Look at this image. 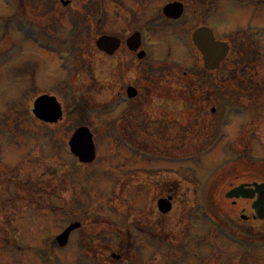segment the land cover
<instances>
[{
    "label": "rangeland",
    "instance_id": "1",
    "mask_svg": "<svg viewBox=\"0 0 264 264\" xmlns=\"http://www.w3.org/2000/svg\"><path fill=\"white\" fill-rule=\"evenodd\" d=\"M94 1L0 0V264L99 263L118 243L125 264H264V220L244 223V203L224 200L264 184V0L182 1V22L163 30L150 20L171 0ZM199 25L232 44L214 72L190 43ZM143 28L151 45L143 39L139 62L124 41ZM258 28L260 44L240 41ZM100 36L120 40L118 52H99ZM44 93L62 106L52 125L31 113ZM81 126L93 135L89 165L68 149Z\"/></svg>",
    "mask_w": 264,
    "mask_h": 264
},
{
    "label": "water",
    "instance_id": "2",
    "mask_svg": "<svg viewBox=\"0 0 264 264\" xmlns=\"http://www.w3.org/2000/svg\"><path fill=\"white\" fill-rule=\"evenodd\" d=\"M66 3H64L65 5ZM164 14L167 18L177 19L181 16L182 7L180 5H169L164 8ZM192 42L202 55L203 65L208 71L215 70L219 67L220 63L225 59L228 52L226 44L215 42L212 33L206 29L201 28L197 30L192 36ZM119 41L112 37H100L95 45L98 50L113 55L119 47ZM127 47L131 51H136L139 45L138 36L135 34L126 42ZM142 57V55L138 56ZM128 97L135 96L133 89H128ZM34 116L45 123H56L61 119L62 113L60 105L52 97L42 96L38 98L33 105ZM69 147L71 153L79 159L81 163H91L95 158V150L92 141V136L86 128H79L72 136ZM255 191L246 189L241 186L232 190L226 197L229 199H252L254 193L259 195V200L255 203L254 208L257 211L259 219H264V185H253ZM158 210L162 214L170 211V205L159 201ZM79 227L78 224H73L67 228L62 235L57 238L60 247L66 245L69 234Z\"/></svg>",
    "mask_w": 264,
    "mask_h": 264
},
{
    "label": "flooded vegetation",
    "instance_id": "3",
    "mask_svg": "<svg viewBox=\"0 0 264 264\" xmlns=\"http://www.w3.org/2000/svg\"><path fill=\"white\" fill-rule=\"evenodd\" d=\"M181 1V2H180ZM182 1H186V0H171L169 3H174V2H178V3H182L183 5H184V8H185V6H186V4L184 3V2H182ZM197 4V3H196ZM249 6L251 5V4H248ZM161 13V12H160ZM100 15H101V13H99ZM136 17V16H135ZM155 16H153V17H151V18H154ZM151 22L152 21H154L155 23H157V22H162V24H163V18H162V16L161 15H158V16H156V18H154V19H152V20H150ZM166 22V21H165ZM134 24H135V26H136V19H135V21H134ZM149 25V23L148 24H143V25H141V26H145V27H147ZM161 29L163 30V26H161ZM136 31V30H135ZM245 33H249V32H245ZM252 34H247V36H246V42H244V39L242 40V39H240V41H242L244 44L246 43L247 45H249V44H254V45H256L257 43H259L260 44V40H259V35H258V33H259V30H256L254 33L253 32H251ZM162 35H163V32H162ZM243 36H244V34H242V38H243ZM228 44H229V47H230V50H231V47H232V44H231V42H228ZM258 44V45H259ZM140 49H141V47H140ZM249 51V50H248ZM143 60H146V58L145 59H143ZM140 89H142V88H140ZM155 92H157L158 93V90H154ZM151 94V92L149 93V95ZM161 94H163V93H161ZM234 187H237V186H233V187H231L230 189H232V188H234ZM229 189V190H230ZM163 199H168L170 202H171V204L173 205V203H174V199H173V197H172V195H167V196H165V198L163 197ZM253 201V200H252ZM252 201H242V200H237V201H230V205L231 206H233V207H236L239 203H244V207L242 208V210H241V212H243V213H246V216H242L241 217V220L244 222V223H248V222H259V221H257L256 219H255V216H254V212H252ZM241 239H243L242 237H240ZM90 242H92L93 243V241H90ZM100 244H97V246H99ZM97 246H95L93 249L94 250H96L97 248ZM129 247V246H128ZM116 249H117V253L116 252H114L113 254H111L110 253V256H109V259L108 260H101L100 259V261L102 262H100L99 261V263L97 262V261H95L93 258H89V257H86L85 258V262H84V264H93L94 263V261L95 262H97V263H94V264H104V263H111V261L112 260H115V262H117L118 264H125L127 261H126V258H125V256L124 255H122V253H121V249H122V244H120V243H118L117 244V247H116ZM101 251V249L100 250H97L96 251V253H97V256H99L98 255V253ZM134 257H136V255H134L133 256V258ZM140 264V263H139Z\"/></svg>",
    "mask_w": 264,
    "mask_h": 264
}]
</instances>
